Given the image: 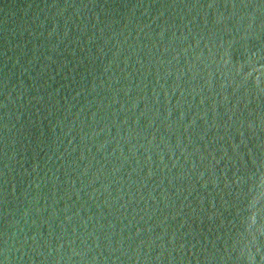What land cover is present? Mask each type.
<instances>
[{
    "label": "water",
    "instance_id": "water-1",
    "mask_svg": "<svg viewBox=\"0 0 264 264\" xmlns=\"http://www.w3.org/2000/svg\"><path fill=\"white\" fill-rule=\"evenodd\" d=\"M0 264H264V0H0Z\"/></svg>",
    "mask_w": 264,
    "mask_h": 264
}]
</instances>
